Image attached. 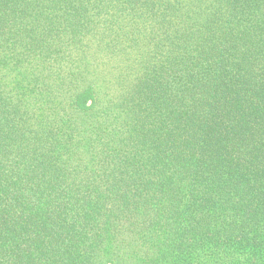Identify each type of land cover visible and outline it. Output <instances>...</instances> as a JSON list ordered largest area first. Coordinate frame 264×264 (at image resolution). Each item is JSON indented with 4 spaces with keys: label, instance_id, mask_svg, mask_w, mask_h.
Here are the masks:
<instances>
[{
    "label": "trees",
    "instance_id": "trees-1",
    "mask_svg": "<svg viewBox=\"0 0 264 264\" xmlns=\"http://www.w3.org/2000/svg\"><path fill=\"white\" fill-rule=\"evenodd\" d=\"M0 264H264V0H0Z\"/></svg>",
    "mask_w": 264,
    "mask_h": 264
}]
</instances>
